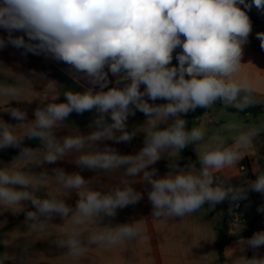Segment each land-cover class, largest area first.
Instances as JSON below:
<instances>
[{"label":"clouds","instance_id":"1","mask_svg":"<svg viewBox=\"0 0 264 264\" xmlns=\"http://www.w3.org/2000/svg\"><path fill=\"white\" fill-rule=\"evenodd\" d=\"M253 4L264 10V0L251 4L245 0H0V27L9 33L7 41L0 38V47L11 43L34 54H50L82 74L74 77L78 82L83 78L91 85L83 92L65 91L67 102L56 103L59 92H49L56 86L49 82L45 89L49 102L35 109L34 120H27L25 110L5 106L23 101L16 98L24 92L25 83L31 82L21 75H15L11 83L0 81L4 111L19 121L13 125L0 119V149L21 148L18 157L0 167V213L25 212L32 234L47 233L55 226L59 233L56 245L79 259L97 245L113 247L145 235L144 219L101 226L106 217L116 216L117 209L143 198L134 183L150 185L151 217L161 222L173 217L182 220L206 203L214 208L226 199H246L249 189L264 194V169L258 163L252 169L255 180L240 186L229 182L230 170L237 169L245 150L254 147L260 128L247 127L229 144L226 135L211 134L199 126L189 130L181 116L198 107L211 109L215 101L241 111L258 103L254 84L249 79H235L244 66L242 45L252 28L249 16L238 5L251 9ZM13 31H23L28 41L13 37ZM257 38L264 48V33H257ZM177 47L182 48L175 57L178 66H170ZM109 72L117 78V86L108 88ZM157 99L167 103L148 102ZM92 110L98 115L90 134L56 137L55 131L64 126L70 113ZM137 110L146 119L129 131L128 118ZM237 127L227 123L223 131ZM137 133L144 134V146L136 154L123 155L107 145L98 147L105 140L130 142ZM25 138L39 139L43 148L21 147ZM189 144L196 145L199 168L176 163ZM165 156L169 171L159 176L149 166ZM66 157L87 169L119 172L118 183L102 191L90 187L92 181L79 172L69 174L55 168L50 176L47 171H25L29 164L54 163ZM222 171L227 174L221 175ZM52 184L66 195H40ZM73 191L79 197L74 208L62 198ZM29 203L35 211L27 210ZM54 215L64 223H49ZM69 220L71 227L65 228ZM92 225L98 230H89ZM241 243L253 249L264 246V231ZM235 251L225 250V264H264V257L249 258L235 255ZM8 259V253L0 254V264ZM21 264L33 262L27 258Z\"/></svg>","mask_w":264,"mask_h":264},{"label":"crops","instance_id":"2","mask_svg":"<svg viewBox=\"0 0 264 264\" xmlns=\"http://www.w3.org/2000/svg\"><path fill=\"white\" fill-rule=\"evenodd\" d=\"M245 3L251 4L252 0H245ZM242 10L251 13L259 19V23H254L250 19L251 32L247 42L242 45L243 54L241 63L244 64L241 72L235 79H249L255 86V97L257 104L262 111L257 114L247 112L237 114L225 108L221 101H215L211 109H207L193 124L192 127L199 126L211 134L220 133L226 135L228 143L231 138L244 131L247 127L256 126L261 129L260 135L254 142V147L245 150L244 155L237 164V169L230 170L233 175L230 183L234 186H240L248 180H255L256 174L253 172V164L258 163L264 169V48L261 47V40L257 38V33H264V10H258L253 4L251 9L244 8V5H238ZM13 37L23 36L28 41L27 35L23 31H13ZM9 33L6 29L0 27V38L7 41ZM182 52V48L177 47L173 52V60L170 66H178L176 55ZM105 71H108L107 67ZM15 75L25 77L31 83H25V90L21 96L16 99L23 101H10L5 107H17L27 112V120H34V111L37 107L46 105L49 102V94L45 89L49 82H54L49 92H59L56 103H66L65 91L83 92L89 85L88 81L80 78L77 81V74L65 62L58 61L50 54L28 52L24 48H17L11 43H6L0 47V81L13 82ZM110 83L108 88L117 86L116 77L110 72L108 75ZM121 87L123 85H120ZM99 90L98 86L95 87ZM108 89L106 88L105 91ZM143 91V86H141ZM147 99V97H146ZM149 103H167L166 100L157 99L148 101ZM233 108V107H232ZM95 110L85 111L83 114L76 112L70 113L64 121V126L55 131L58 139L75 134L87 135L94 129V120L97 117ZM219 117V119H217ZM0 119L10 124H17L19 121L13 119L11 115L4 111V103L0 101ZM146 117L144 113L136 111L135 115L128 118L129 131L134 127L142 125ZM107 122L111 123L110 117H106ZM235 123L238 127L231 132L225 133L223 125ZM210 139V138H209ZM144 134L137 133L130 142H116L114 140H105L98 142V147L103 149L105 145L114 148L123 155L136 154L144 146ZM227 146V144H226ZM189 149L197 156L196 145L189 144ZM43 148L41 141L32 149ZM19 150L12 159L5 157L6 149H0V167L10 164L19 156ZM169 158L165 156L149 168H156L159 176H164L169 171ZM63 168L66 173L79 172L86 180H91L90 187L102 191H107L109 186H115L118 183L117 177L120 173H105L101 169L91 170L81 167L73 162L72 157H66L54 163H44L42 165L29 164L25 171L39 174L47 171L51 176L54 175L53 169ZM221 175L227 173L221 172ZM142 175V173L140 174ZM139 179V177H137ZM133 188L143 194V198L134 205H129L122 209H117V214L113 218H105L101 226L106 224L132 223L144 219L145 235L138 240L126 241L122 244L106 247L97 245L89 249L79 259H73L67 254V248L58 247L55 243V226H50L47 233L32 234L28 233L29 228L26 223L25 212L17 214L11 211L0 213V240L2 244V254L8 253V261L13 264H21L22 259L31 258L33 264H221L219 244L222 241L223 255L226 249H235V255H246L264 257V246L253 249L241 241H247L253 234L249 228H259L264 231V227H259V220L264 219V204L258 201L242 199L236 202L241 203L240 213L248 220V226L229 225L226 221L225 210H220L212 214L209 210L201 209L196 214L185 216L182 220L179 217L170 218L167 222H161L152 219V205L148 200V191L150 185L146 183H134ZM249 194H259L251 189ZM40 195H66V193L56 184L49 186L47 191H42ZM65 203L75 207L79 197L73 191L67 196L62 197ZM235 202L225 200L218 205L232 206ZM27 210L35 211L33 207L30 210V203ZM51 224H63L64 221L59 215H54L49 221ZM65 228L71 227V221L64 224ZM89 230H98L92 225ZM246 233L243 237L227 241L231 236ZM199 242V243H198ZM198 243V245H196ZM196 245V246H194ZM194 246V247H193ZM243 248V251H241ZM225 257V256H224Z\"/></svg>","mask_w":264,"mask_h":264},{"label":"trees","instance_id":"3","mask_svg":"<svg viewBox=\"0 0 264 264\" xmlns=\"http://www.w3.org/2000/svg\"><path fill=\"white\" fill-rule=\"evenodd\" d=\"M245 11V10H244ZM247 13V15L249 16V19H251L254 23H259L260 20L255 18L251 13L245 11ZM182 39H184V37H182ZM186 78L190 79V77L186 76ZM229 111L237 113V114H245L247 112H250L252 114H257L259 112L262 111V108L260 106H250L246 109H244L243 111L241 110H237L235 108L232 107H228ZM207 110V108H202V107H198L196 108L194 111H189L187 114H181L182 118H184L187 121V128L190 130L193 126V124L195 123V121ZM161 127L163 128L164 125H161ZM40 140L36 139V138H25V140L22 143L21 147H27V148H34L39 144ZM21 150L20 147H9L6 149V153H5V157L7 159H12L14 157V155ZM176 163L180 166V167H186L189 164H195L197 168L200 167L199 162H198V157L189 149L188 145L181 150L180 154H179V158L176 160ZM247 199L249 200H254V201H258L260 203L264 204V194L259 193L256 195H252L247 193ZM227 205H216L214 208H210V206L206 203L202 209L205 210H209L212 214H215L216 212L220 211V210H225ZM33 208V206L30 204V210ZM246 233H240V234H236L231 236L227 241H231V240H236L239 239L241 237H243ZM223 243L222 241H220L219 244V249H220V259H221V264H225V257L223 255ZM0 254H2V244H1V240H0ZM5 264H13L9 261H6Z\"/></svg>","mask_w":264,"mask_h":264},{"label":"built area","instance_id":"4","mask_svg":"<svg viewBox=\"0 0 264 264\" xmlns=\"http://www.w3.org/2000/svg\"><path fill=\"white\" fill-rule=\"evenodd\" d=\"M241 209L240 202H235L232 206H226V221L229 225H245L249 227L248 220L240 213ZM258 225L260 228L264 227V219H260ZM249 230H251L252 234L260 231L259 228H249Z\"/></svg>","mask_w":264,"mask_h":264},{"label":"rangeland","instance_id":"5","mask_svg":"<svg viewBox=\"0 0 264 264\" xmlns=\"http://www.w3.org/2000/svg\"><path fill=\"white\" fill-rule=\"evenodd\" d=\"M182 38V37H181Z\"/></svg>","mask_w":264,"mask_h":264}]
</instances>
